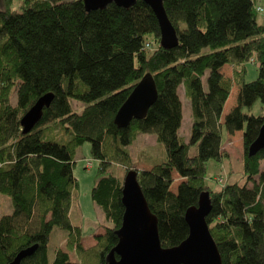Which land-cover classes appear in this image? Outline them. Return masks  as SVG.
<instances>
[{"label": "trees", "instance_id": "16d2710c", "mask_svg": "<svg viewBox=\"0 0 264 264\" xmlns=\"http://www.w3.org/2000/svg\"><path fill=\"white\" fill-rule=\"evenodd\" d=\"M264 0H163L178 44L159 46V29L141 0L129 9L114 4L85 12L80 0H0V194L11 213L0 217V264H9L26 248L35 251L20 264H104L116 245L123 206L122 182L111 172H124L132 162L126 150L139 134L153 135L166 159L150 170H136L137 182L157 219L161 247L172 248L188 234L185 211L208 193L205 220L221 264H264V148L254 156L248 147L264 122V23H257ZM149 38L156 43L146 49ZM255 59L257 77L245 81L247 62ZM232 68L231 79L220 70ZM154 79L157 98L142 120L118 128L114 116L144 74ZM238 87L236 103L221 122L223 107ZM183 86L191 126L188 143L179 136ZM16 101H11L12 92ZM53 94L32 131L21 133L20 118L41 96ZM83 105L80 112L71 102ZM259 102L261 115L247 114ZM222 127L228 136L241 132L246 184L211 188L206 165L226 157ZM90 145L98 161L90 198L111 225L84 248L81 227L72 224L74 156ZM190 146L196 153L189 156ZM173 174L182 181L176 192ZM251 183V186L247 184ZM53 228L65 232V246L49 261L47 243ZM91 235V233H90Z\"/></svg>", "mask_w": 264, "mask_h": 264}, {"label": "water", "instance_id": "95a60500", "mask_svg": "<svg viewBox=\"0 0 264 264\" xmlns=\"http://www.w3.org/2000/svg\"><path fill=\"white\" fill-rule=\"evenodd\" d=\"M86 13L103 10L110 4L129 9L137 0H80ZM154 14L159 29V46L171 49L177 46L178 38L170 23L163 0H141ZM157 98L154 79L146 73L130 92L116 112L113 122L118 128H126L132 120H142ZM53 94L39 97L20 118L21 133H29L39 123L43 110L49 108ZM264 148V122L258 135L248 147V155L254 156ZM136 170L125 174L121 188L123 214L120 227L115 231L116 245L108 252L104 264H221V257L213 241L206 216L210 211L208 193L199 196L196 206L185 211L188 227L187 237L172 248L161 247L157 219L150 212L148 204L137 182ZM36 245L18 252L9 264H20L30 256Z\"/></svg>", "mask_w": 264, "mask_h": 264}, {"label": "rangeland", "instance_id": "374dc122", "mask_svg": "<svg viewBox=\"0 0 264 264\" xmlns=\"http://www.w3.org/2000/svg\"><path fill=\"white\" fill-rule=\"evenodd\" d=\"M22 5V0H12V10H19ZM258 6L262 8V12L257 13V23L259 25L264 23V2H261ZM150 41V48L147 50L155 49L156 43L154 40ZM159 42V41H158ZM253 62H247L244 66L246 68L245 81H253L257 77V67L255 59ZM220 73L225 77L231 79L232 68L230 66L224 67ZM238 87L236 84L231 86L230 96L228 103L225 107L224 113H228L230 108L234 107L236 103ZM178 97L183 103V120L179 136L183 141L188 143L190 135V112L188 100L184 97V89L181 85L178 90ZM11 101L15 105L16 92H12ZM72 109L80 112L83 107L82 104L76 101L71 102ZM233 105V106H232ZM247 114H253L255 116L261 115L260 103L256 102L251 109L243 110ZM242 133H237L234 136L227 137L225 128L222 127V148L226 154V157L220 161L210 160L206 165V180L205 184L211 188H222L227 183L238 185L246 184L247 178L243 172L242 165ZM137 137V136H136ZM152 135H143L133 141V143L126 148L128 151L132 168L131 170H150L153 165L160 164L165 161L166 153L162 144L157 143L156 138ZM196 153V147L190 146L189 156H193ZM73 176L77 181L78 188L72 196V205L70 210V220L72 224L79 225L81 227L83 239L81 245L84 248H89L95 245L94 236L102 234L105 231V227L111 224L104 219L101 210L94 205L90 198V192L99 179L97 175L98 161L92 159L90 154V145L88 143L79 147L74 156ZM261 170H264V161L260 164ZM111 172L123 182V178L127 172H124L121 166L115 164L111 167ZM174 181L170 187V190L175 193L178 184L182 181L173 174ZM251 186V183L247 184ZM11 213V204L7 196L0 194V217ZM91 233V235H90ZM65 232L53 228L47 243V251L49 261L52 260L54 251L57 248L63 249L68 252V255L72 261H76L73 251H69L65 246Z\"/></svg>", "mask_w": 264, "mask_h": 264}, {"label": "crops", "instance_id": "0c3cea01", "mask_svg": "<svg viewBox=\"0 0 264 264\" xmlns=\"http://www.w3.org/2000/svg\"><path fill=\"white\" fill-rule=\"evenodd\" d=\"M228 65H225V66H223L222 68H221V70L220 71H222V69L224 68V67H227ZM178 90H179V87H178V89H177V93H178ZM238 92V91H237ZM229 96H230V94H229ZM229 96H228V98H227V101L225 102V105H224V107H223V111H222V115H221V122H222V120H223V118H224V116L227 114H225L224 113V110H226L225 109V107H226V105H227V103H228V100H229ZM180 102H181V106H182V108H183V103H182V101L180 100ZM233 106V105H232ZM231 109V108H230ZM182 120H183V112H182ZM182 120H181V125H182ZM181 125H180V128H179V131H178V133L180 132V129H181ZM237 133H241V132H236L235 134H237ZM234 134V135H235ZM143 135H148V134H139V135H137V137H136V139L138 138V137H141V136H143ZM226 135H227V133H226ZM233 135V136H234ZM150 136V135H149ZM152 136V135H151ZM155 137V136H154ZM153 137V138H154ZM227 137H229L228 135H227ZM222 138V137H221ZM185 142V141H184ZM221 148H222V139H221Z\"/></svg>", "mask_w": 264, "mask_h": 264}, {"label": "built area", "instance_id": "2783aa9c", "mask_svg": "<svg viewBox=\"0 0 264 264\" xmlns=\"http://www.w3.org/2000/svg\"><path fill=\"white\" fill-rule=\"evenodd\" d=\"M145 47H146V49H149L150 48V45L149 44H146Z\"/></svg>", "mask_w": 264, "mask_h": 264}]
</instances>
